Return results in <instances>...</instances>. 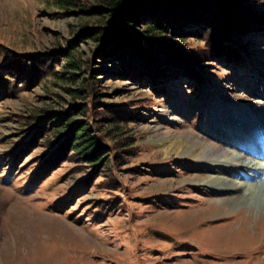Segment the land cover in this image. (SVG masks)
<instances>
[{
    "label": "rangeland",
    "instance_id": "374dc122",
    "mask_svg": "<svg viewBox=\"0 0 264 264\" xmlns=\"http://www.w3.org/2000/svg\"><path fill=\"white\" fill-rule=\"evenodd\" d=\"M56 2L0 0V264H264V35L237 41L245 64L203 61L200 86L173 76L155 87L98 54L94 29L108 17L92 9L102 0ZM33 52L59 74L19 89L11 60ZM89 77L103 103L141 108L118 133L102 123L133 142L119 150L124 162L96 167L75 153L35 178L52 146L86 119L74 107L86 102L76 89ZM69 110L13 162L37 119ZM93 171V185L75 193Z\"/></svg>",
    "mask_w": 264,
    "mask_h": 264
},
{
    "label": "trees",
    "instance_id": "16d2710c",
    "mask_svg": "<svg viewBox=\"0 0 264 264\" xmlns=\"http://www.w3.org/2000/svg\"><path fill=\"white\" fill-rule=\"evenodd\" d=\"M81 1L57 0L56 3L65 7L85 5L80 4ZM92 10L105 13L108 17L106 25L101 24L94 29V35L104 43L98 54L117 57L122 69L119 75L150 78L155 87L161 85L162 78L173 76H189L200 86L207 79L201 71L203 61L245 64L246 55L237 47V41L243 36L264 35V0H102ZM185 38L200 39L204 43L193 46L188 41H179ZM13 53L10 49V54ZM45 63L38 53L16 55L11 60L14 68L10 67V70L16 74V68L20 66L17 80L22 79L25 84H20L19 89L31 87L48 75L59 74L50 63ZM94 81L89 77L83 89H76L87 97L86 102L74 107L82 110L86 119L77 121L74 129L52 146L37 167L35 178L49 176L75 153H80V157L84 156L86 161L96 163V167L107 161H112L116 166L124 162L119 150L130 148L133 142L118 134L110 133L109 136L105 128L111 124L110 127L118 133L119 121L133 122L143 115L141 108L103 103ZM155 91L162 92L156 88ZM71 113L69 110L52 114L51 117L55 116L53 119L50 116L37 119L28 139L15 150L13 162L29 153L44 134L62 124L64 118H70ZM102 123L106 125L105 128ZM95 178L94 171L81 178L74 192L86 191ZM112 180L115 182L109 183L111 187L121 186L120 180L114 177Z\"/></svg>",
    "mask_w": 264,
    "mask_h": 264
},
{
    "label": "bare ground",
    "instance_id": "6f19581e",
    "mask_svg": "<svg viewBox=\"0 0 264 264\" xmlns=\"http://www.w3.org/2000/svg\"><path fill=\"white\" fill-rule=\"evenodd\" d=\"M182 142H183V141H182ZM252 148H253V149H255V148H256V146H254V145H253V146H252ZM263 189H264V188H263Z\"/></svg>",
    "mask_w": 264,
    "mask_h": 264
}]
</instances>
